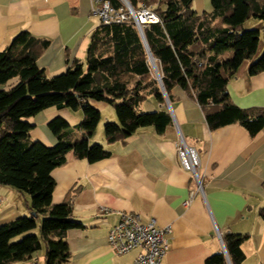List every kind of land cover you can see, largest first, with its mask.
<instances>
[{
    "label": "crops",
    "instance_id": "0c3cea01",
    "mask_svg": "<svg viewBox=\"0 0 264 264\" xmlns=\"http://www.w3.org/2000/svg\"><path fill=\"white\" fill-rule=\"evenodd\" d=\"M191 5L197 14L213 11L211 0H193ZM91 6L92 0H0V51L17 33L28 31L48 40L37 65L48 77L60 74L74 59L85 60L90 34L100 22L91 14ZM251 19L243 23L245 28ZM242 63L228 80L229 97L241 108L264 107V69L249 74V64L244 67ZM17 81L11 78L0 88H10ZM170 94L164 106L147 95L137 107L140 111L168 109L172 121L162 133L142 126L109 142L105 131L101 135L97 131V124L86 137L89 143L101 142L109 156L89 161L68 151L65 163L52 169V203H60L73 190L72 217L81 223L65 233L70 256L62 264H130L138 249L117 254L108 243L109 230L122 212H138L143 220L154 218L157 226L171 225L163 264H232L223 241L226 232L243 237L242 264H264V216L260 214L264 207V126L254 136L238 123L210 129L201 106L187 90L174 84ZM121 98V94L114 95L113 102ZM90 103L101 114L109 104ZM56 117L69 124L62 136L82 137L77 128L83 117L80 109L49 107L28 118L33 124L30 138L55 144L57 137L48 123ZM111 117L117 121L116 114ZM180 137L197 150L203 175L204 193H196L187 206L183 202L194 182L178 159ZM0 197V225L30 214L28 195L0 185ZM210 257L214 262H207ZM11 264H44V249Z\"/></svg>",
    "mask_w": 264,
    "mask_h": 264
},
{
    "label": "trees",
    "instance_id": "16d2710c",
    "mask_svg": "<svg viewBox=\"0 0 264 264\" xmlns=\"http://www.w3.org/2000/svg\"><path fill=\"white\" fill-rule=\"evenodd\" d=\"M109 1L114 8L122 6L120 0ZM128 1L134 9L156 4L152 11L159 21L143 27L146 45L134 22L100 21L90 34L84 62L74 59L64 72L52 77L36 63L48 40L23 30L0 51V85L18 79L10 88H0V185L30 197L29 215L0 225V264L28 259L42 248L44 264L68 260L65 233L81 223L72 217L73 190L60 203H52L55 181L51 171L65 163L68 151L89 161L109 156L102 144L89 143L86 137L101 118L91 100L113 104V96L122 95L113 104L117 121L104 123L109 142L142 126L162 133L172 121L168 109L140 111L137 107L147 95L164 106L165 95L171 100L174 84L195 98L210 129L238 123L254 136L264 126V107L241 108L227 90L229 78L256 53L260 32L243 23L259 19L264 28V0H211L213 11L202 14L192 9L193 0ZM263 69L264 51L249 64L248 73ZM49 107L80 109L83 117L77 128L82 137L62 136L69 124L56 117L48 123L57 137L55 144L31 139L33 124L28 118ZM260 214L264 216V207ZM242 240L239 234L223 235L232 264H242Z\"/></svg>",
    "mask_w": 264,
    "mask_h": 264
},
{
    "label": "built area",
    "instance_id": "2783aa9c",
    "mask_svg": "<svg viewBox=\"0 0 264 264\" xmlns=\"http://www.w3.org/2000/svg\"><path fill=\"white\" fill-rule=\"evenodd\" d=\"M122 6L114 8L109 0H92L91 14L103 23L129 22L136 25L138 31L148 23L159 21L158 16L145 6L134 9L127 0H120ZM178 159L182 168L187 170L194 182L188 198L183 202L187 206L196 193L203 194V175L199 171L200 158L195 148L187 145L180 137ZM2 198L0 197V204ZM171 225L157 226L154 218L143 220L138 212H122L119 220L108 233V243L117 254L138 249L130 264H163L168 246ZM220 237V234L218 232Z\"/></svg>",
    "mask_w": 264,
    "mask_h": 264
},
{
    "label": "rangeland",
    "instance_id": "374dc122",
    "mask_svg": "<svg viewBox=\"0 0 264 264\" xmlns=\"http://www.w3.org/2000/svg\"><path fill=\"white\" fill-rule=\"evenodd\" d=\"M251 21L252 22L249 23L248 28L249 29H258L259 32H260L259 33V42H258L257 50H256L254 58L252 59V61H253V60L257 59L264 51V28H263V22L261 20H259V19H251ZM252 61L247 62V60H244L243 63H242V66L244 65V67H246ZM119 102H120L119 99H115L113 104H117ZM113 104H107L108 106L105 109H103V111H102L101 118H100L99 123H98V129L99 130H97V131H100V135L103 134V132H104V122H105V120H107L106 118H109L107 121H115L116 120L115 117H111L110 118L111 114L112 115L115 114L114 105ZM97 133H99V132H97ZM97 138L98 137H97V134H96L94 139L96 140ZM100 144H101V142H100ZM37 230L38 229H36V231Z\"/></svg>",
    "mask_w": 264,
    "mask_h": 264
},
{
    "label": "water",
    "instance_id": "95a60500",
    "mask_svg": "<svg viewBox=\"0 0 264 264\" xmlns=\"http://www.w3.org/2000/svg\"><path fill=\"white\" fill-rule=\"evenodd\" d=\"M127 2H128V0H127ZM128 3H129V2H128ZM139 33H140V35H141V37H142V39H143V41H144V43H145V45H146V42H145V39H144V35H143V31H142V30H139ZM149 57H150V61H151L152 65H153L154 69L156 70V67H155V64H154L153 58H152V56H151L150 53H149ZM159 82H160V85H161L162 90L164 91L163 86H162L160 80H159ZM165 101H166V103H168V99H167L166 95H165Z\"/></svg>",
    "mask_w": 264,
    "mask_h": 264
}]
</instances>
